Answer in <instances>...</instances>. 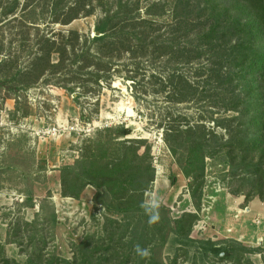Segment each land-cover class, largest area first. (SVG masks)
<instances>
[{"label":"trees","instance_id":"obj_1","mask_svg":"<svg viewBox=\"0 0 264 264\" xmlns=\"http://www.w3.org/2000/svg\"><path fill=\"white\" fill-rule=\"evenodd\" d=\"M32 1L0 0L1 20L13 18L20 8L26 11ZM144 4L143 0H52V15L64 17L60 20L58 16L53 23L64 26L94 15L99 8L102 17L96 21L95 36L90 41L96 49L78 51L76 44L81 37L75 32L69 33L74 41L61 49L46 39L33 61V72L20 82L22 90L30 89L48 71L59 73L69 58L72 67L82 65L79 71L94 66L97 59L112 61L116 51L134 59H163L175 66L207 61L198 68L195 84L178 74L177 67L169 68L165 83L171 86L176 104L190 103L200 93L203 100H209L212 112L228 113L209 119L223 134L207 131L203 124L189 125L185 119V129L168 130L165 143L189 180L188 192L196 212L203 198L206 159L220 153H226L229 176L250 187L244 191L245 185H239L229 193L243 196L245 204L255 198L264 201V0H154ZM167 15L171 17L170 29L163 37L157 34L161 28L153 26ZM54 53L60 57L57 64L51 63ZM96 70L93 81L99 84L103 80L99 72L104 69ZM163 88L167 89L165 85ZM64 89L69 94L76 92L74 88ZM18 100L16 112L20 110ZM105 132L103 140L91 141L73 166L60 171L63 197L78 200L87 186L95 188L94 204L104 212L102 235L87 237L75 246L72 260L46 257L39 246L45 240H32L34 252L22 264H165L166 247H171L175 256L181 250L186 256L193 252L195 263L205 264L212 258L230 264H254L249 256L261 254V248H249L233 239H193L197 213L184 212L173 218L171 209L161 205L159 222L149 225L139 205L155 181L150 147L144 141L126 139L130 131L123 127ZM25 206L33 208L32 199ZM48 219L54 229L58 222L54 211ZM24 224L37 232V220ZM136 244L149 247L151 256H137ZM0 264L21 263L2 258Z\"/></svg>","mask_w":264,"mask_h":264},{"label":"rangeland","instance_id":"obj_2","mask_svg":"<svg viewBox=\"0 0 264 264\" xmlns=\"http://www.w3.org/2000/svg\"><path fill=\"white\" fill-rule=\"evenodd\" d=\"M150 1L154 0H143L146 5ZM51 2L33 0L26 11L20 8L13 18L1 20L0 15V259L21 264L34 252L32 240H45L39 246L46 257L56 255L72 260L75 246L87 237L102 235L104 212H99L97 209L102 208L94 204L95 188L87 186L78 200L63 197L60 171L73 166L91 141L103 140L107 129H128L130 135L126 139L144 141L150 147L155 181L149 192L158 194L161 205L170 208L172 217L178 218L193 207L189 180L165 143L166 132L178 127L185 129L186 119L189 125L203 124L207 131L215 130L222 135L223 131L216 129L209 119L229 115L223 110L212 112L209 100H203L200 93L190 103L176 104L171 86L165 83L166 72L177 67L178 74L186 75L195 84L198 68L207 61L175 66L151 56L134 59L116 50L112 61L97 59L94 66L83 71H79L82 65L72 67L71 58L66 59L59 73L53 75L48 71L30 89L22 90L20 82L33 72V61L46 39L56 43L55 49H61L74 41L69 33L75 32L81 37L76 44L78 51L96 49L90 41L95 36V23L102 17L99 8L94 15L80 17L64 26L53 23L60 15H52ZM170 23L171 17L167 15L156 20L153 27L161 28L157 34L167 37ZM59 60L58 54H52V64ZM99 67L104 69L99 72L103 80L96 84L92 73H97ZM64 87L74 88L76 92L69 94ZM16 100L19 112H16ZM72 129L76 130L70 134ZM239 185H245L244 191L250 189L247 182L229 176L226 153L207 157L204 187L210 189L205 196H212L213 188L220 191L215 195L214 211L219 197ZM28 199H32L33 208L25 206ZM52 211L58 219L54 229L48 219ZM35 220L37 232L24 224ZM210 227L205 234L193 233V239L213 241L218 237L216 226ZM221 240L225 239L220 237L216 241ZM243 245L261 248V254L249 258L254 264H264V242ZM163 257L165 264H203L193 262V252L186 256L181 250L175 256L171 247L164 249ZM205 264L230 262L210 258Z\"/></svg>","mask_w":264,"mask_h":264},{"label":"crops","instance_id":"obj_3","mask_svg":"<svg viewBox=\"0 0 264 264\" xmlns=\"http://www.w3.org/2000/svg\"><path fill=\"white\" fill-rule=\"evenodd\" d=\"M244 208L249 209L248 213L239 214L240 209ZM215 211L211 216V225L216 226L214 231L218 237L213 238V241L222 237L246 243L248 246L264 242V201L255 198L245 204L243 196H233L226 192L219 197ZM256 220L260 221L259 225Z\"/></svg>","mask_w":264,"mask_h":264},{"label":"built area","instance_id":"obj_4","mask_svg":"<svg viewBox=\"0 0 264 264\" xmlns=\"http://www.w3.org/2000/svg\"><path fill=\"white\" fill-rule=\"evenodd\" d=\"M75 130L76 129H72L71 131H69V133L71 134ZM209 189L210 188L208 186L203 187V198L201 202L200 211L196 212L194 208H192L191 211L189 210V212L197 213L199 216V221L194 226V231H193V233H196V235L205 234L208 231V229L211 228L210 227L212 222L211 216L214 211V204L216 203L217 200V197L215 195H217L220 191L218 189L213 188V195L210 197H206L205 195L208 193ZM248 211H249L248 208L240 209L239 214L241 213L247 214ZM255 222L257 225L260 224L259 220H256ZM228 232H231V230H228Z\"/></svg>","mask_w":264,"mask_h":264},{"label":"clouds","instance_id":"obj_5","mask_svg":"<svg viewBox=\"0 0 264 264\" xmlns=\"http://www.w3.org/2000/svg\"><path fill=\"white\" fill-rule=\"evenodd\" d=\"M144 196L145 198L141 201L139 207L148 217V224L153 225L159 222L162 201L158 194L149 192L147 190L145 191ZM134 252L141 259H147L151 256L150 248L142 247L140 244H136L134 246Z\"/></svg>","mask_w":264,"mask_h":264},{"label":"water","instance_id":"obj_6","mask_svg":"<svg viewBox=\"0 0 264 264\" xmlns=\"http://www.w3.org/2000/svg\"><path fill=\"white\" fill-rule=\"evenodd\" d=\"M225 256H228V254H225Z\"/></svg>","mask_w":264,"mask_h":264}]
</instances>
